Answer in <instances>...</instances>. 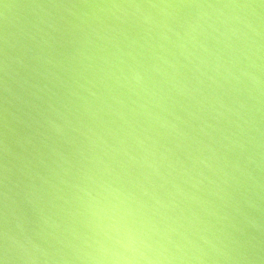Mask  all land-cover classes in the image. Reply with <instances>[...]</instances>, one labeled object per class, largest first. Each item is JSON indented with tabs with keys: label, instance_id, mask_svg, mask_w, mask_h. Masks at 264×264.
Wrapping results in <instances>:
<instances>
[{
	"label": "clouds",
	"instance_id": "1",
	"mask_svg": "<svg viewBox=\"0 0 264 264\" xmlns=\"http://www.w3.org/2000/svg\"><path fill=\"white\" fill-rule=\"evenodd\" d=\"M24 7L0 33V264H264V130L221 98L264 104V0Z\"/></svg>",
	"mask_w": 264,
	"mask_h": 264
},
{
	"label": "water",
	"instance_id": "2",
	"mask_svg": "<svg viewBox=\"0 0 264 264\" xmlns=\"http://www.w3.org/2000/svg\"><path fill=\"white\" fill-rule=\"evenodd\" d=\"M37 2V0H0V33L3 32L4 27H5V16H7V27L10 32H18L20 28H22L25 24H27L29 21H34L36 19L37 15V10L31 9L24 7L26 4L34 3ZM5 5H9L10 8L5 10ZM182 31V30H181ZM123 38L121 37V40ZM157 40L159 41V37H157ZM162 42V41H160ZM123 47L127 48V42H124L122 44ZM169 47H171L169 45ZM191 47V46H190ZM209 47H214V42L210 41L209 42ZM173 51H177V49H173ZM198 54L205 59H208L207 54L198 52ZM181 62L184 64H188L189 62L185 60L183 57H180ZM214 62V61H213ZM193 66L189 65V69H191ZM189 69H181L182 76L180 78H187L188 80L192 81V85L194 87L198 86L197 85V80L196 77L199 76V73H196L194 71H191ZM170 74L173 73L172 69L168 70ZM205 71H208V74L211 75V71L208 69H205ZM158 80H162L164 78L162 77H156ZM205 79V86H200V87H206V85L210 82L207 81L206 77ZM225 83V88H230L231 85H228L227 82ZM167 87H171L170 84L167 85ZM215 87V86H213ZM223 93V90H221ZM206 94L211 95V93L207 92L206 89ZM198 98L203 100V97H200L199 94H197ZM184 107H189V101L182 97L177 95L175 97ZM221 98L224 100L225 103L232 104L233 100L236 98H239L240 100L244 101L248 109L250 110V114L254 117L255 122L258 124L259 128L261 130H264V111L258 112L256 109L258 107L264 108V104H258L257 100L255 99V94L253 93L251 96L245 91L243 94L239 95L237 97L235 94L229 93V94H222ZM207 107H211L210 104H206ZM216 107L219 108V104H216ZM176 112L177 114L183 116L186 120L190 119L187 115V113L179 106L176 107ZM194 110V109H191ZM206 118L210 120V122L215 123V120L211 119V116H208L207 114ZM212 115H215V113H212ZM194 124H198L199 121H191ZM224 127H227V124L225 123L223 125ZM253 136H258L259 134L255 131L252 133ZM258 242L261 244V248L264 249V235L256 234ZM260 249H251V252L253 254H256Z\"/></svg>",
	"mask_w": 264,
	"mask_h": 264
}]
</instances>
